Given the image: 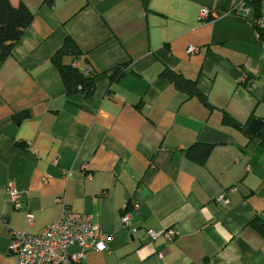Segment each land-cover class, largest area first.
<instances>
[{"label":"crops","instance_id":"obj_1","mask_svg":"<svg viewBox=\"0 0 264 264\" xmlns=\"http://www.w3.org/2000/svg\"><path fill=\"white\" fill-rule=\"evenodd\" d=\"M238 1L11 0L33 18L0 50V264H17L12 230L38 233L66 207L112 237L82 264H264V42ZM67 38L81 55L63 62L98 72L90 96L68 93L52 61ZM196 143L214 145L205 163L187 154ZM169 228L172 242L144 234Z\"/></svg>","mask_w":264,"mask_h":264},{"label":"built area","instance_id":"obj_2","mask_svg":"<svg viewBox=\"0 0 264 264\" xmlns=\"http://www.w3.org/2000/svg\"><path fill=\"white\" fill-rule=\"evenodd\" d=\"M259 13L256 16V8ZM233 12L240 17L252 18L254 26L259 31H264V0H239ZM202 18L216 16L208 8H202L200 13ZM197 46H189L188 52H197ZM75 66H78L76 63ZM10 198L16 207H21L19 198L20 192L10 188ZM58 201H61L60 198ZM218 201L226 203L223 195L218 197ZM34 218L31 213L27 214V223L33 224ZM123 226L135 232L136 227L132 226L130 215L125 213L122 217ZM151 241L164 237L168 242H172L177 232L172 229L155 231L145 230L144 233ZM112 237L105 234L94 222L92 215L75 212L71 208H64L59 220L46 226L38 233L12 230L10 237V253L16 256L17 264H82L89 252L106 250L107 242ZM75 248V251H72ZM168 251L165 247L158 252L163 257Z\"/></svg>","mask_w":264,"mask_h":264},{"label":"trees","instance_id":"obj_3","mask_svg":"<svg viewBox=\"0 0 264 264\" xmlns=\"http://www.w3.org/2000/svg\"><path fill=\"white\" fill-rule=\"evenodd\" d=\"M259 13V8H256L255 15ZM33 18L32 12L24 3L14 6L11 0H0V50L1 59L4 60L6 56L13 52L16 43L21 39L24 31L28 28ZM253 22V19L250 18ZM260 38L264 42V31H259ZM73 55L78 57L81 55V50L73 39L67 38L58 51L52 57V61L58 67L61 77L64 81L66 91L74 93L76 91H83L86 96L93 94L96 88V77L98 72L88 69L78 68L75 64H65L63 57L65 55ZM125 71L119 67L113 71V79L118 80L123 77ZM166 74L172 79L179 89H183L190 94L202 93L197 87L196 81L189 80L173 71H166ZM231 122L239 125L236 121L229 118ZM264 144V131L260 134ZM214 145L212 143H196L187 148L189 157L198 163H205L212 153ZM259 229L264 233V223L260 221Z\"/></svg>","mask_w":264,"mask_h":264},{"label":"water","instance_id":"obj_4","mask_svg":"<svg viewBox=\"0 0 264 264\" xmlns=\"http://www.w3.org/2000/svg\"><path fill=\"white\" fill-rule=\"evenodd\" d=\"M248 129L255 134H260L262 131V120L253 118L249 124Z\"/></svg>","mask_w":264,"mask_h":264}]
</instances>
